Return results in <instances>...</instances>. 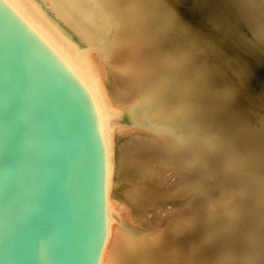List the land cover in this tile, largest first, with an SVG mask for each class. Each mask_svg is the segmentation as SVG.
<instances>
[{"label": "bare ground", "instance_id": "6f19581e", "mask_svg": "<svg viewBox=\"0 0 264 264\" xmlns=\"http://www.w3.org/2000/svg\"><path fill=\"white\" fill-rule=\"evenodd\" d=\"M26 1L64 41L94 84L110 126L112 142L113 133L116 129L115 131L118 132L123 131L136 134L138 139L135 141H137L136 144H139L138 146L144 147V143L149 146V148L153 146V150L148 152V154L135 157V161L132 162L133 167L131 168L142 176L141 174L150 169L149 167L152 165L153 160L156 159L158 162L162 161V159L160 160L162 157H157L154 151L157 149L154 148L159 145L161 149H163V145H166L167 156L169 159L171 158V168L174 170L183 169L181 167L183 166L181 164L183 162L184 169L189 172L191 178L190 184L182 189H177L178 191L176 190V192L163 189L160 191L157 199L147 196V198H145L146 203L142 209L148 212L156 208L158 203L165 204L166 202H173V199L176 200L174 203L178 204L179 200L182 201L184 199V194H188L192 189L196 191L197 202L190 210L192 215L184 221L180 227L181 219L178 217H176L177 219L175 217H164L159 220H156L157 218L154 217L143 218L140 216L141 218H136L133 215L134 213L126 208L125 204L119 201L114 204V201H111L110 193L112 191V186L114 188L113 192L116 191L115 193H117V196L116 194L113 195L114 199L118 198L119 193L124 192L121 186L123 184V175L125 174L123 168L124 166L126 167L127 162L125 156L128 150H125V147L124 149H120L121 153L118 156L119 162L118 165L115 166V171H113V154L108 192L109 228L99 264H202V259L203 257L205 258V256H207V259H204L207 261V264H218L219 262L225 264L224 261L226 260L221 256V260L216 259L215 261H211V258L209 260V257L213 254L210 246L211 244L209 245L211 249L209 247V249L205 248L207 249L206 252L204 251L203 244L209 242L208 240L211 237L207 238V231L211 229L209 230V226L206 222L207 225L205 223L203 224L202 218L201 221L204 226L199 223L196 225V223L202 216L206 218L207 221L209 220L210 223V221L216 220L214 218L219 220V216L221 217L220 214H222L223 211L224 213L229 212L228 215L231 214L230 212H240L241 207L239 208V205L242 206L241 204H244L245 201L247 202V200H244L245 196H242L244 195L242 194L243 192L249 194L251 197L250 200L254 202H252V204H255L254 206L258 208V210L256 209L258 211V216L255 218L254 215L256 214H254V212H249V215H254L252 217L248 215V217H250L251 220L252 218L255 219L254 222L251 221V224L254 225V230L252 229L253 232L251 230V233L254 234V238L249 234L253 238L249 239L250 237L248 233H246L248 237H246L245 242L243 240V243L239 242V245L237 244V246L240 247L238 251L240 255L238 256L235 253L237 255L236 258L244 259L241 263L238 261L240 264H264V168H260L261 173L259 172L260 169L257 170L263 163L260 162L261 165L259 164L258 167V164L253 161L257 167L256 169L255 167L253 168L250 162L251 160H248V158L252 156L250 150L248 151L238 144L233 134L225 129V122L220 119L221 116L217 114L214 106L210 105L211 103H215L213 99H211L212 97L215 98V100L218 99L217 101H224L227 95H231L229 94L231 92L230 87L221 95L216 88L217 95L213 92L214 95H210L211 98L208 97V102L210 104L206 99H201L200 94L196 92L203 87V84L200 85V87L196 86L197 80L200 79L202 81L201 77L206 74L203 75V73L202 76H198L196 69H194L196 64L201 68L204 64L200 62L204 60L201 61L200 58L195 57L196 54L194 56L192 55L191 49L193 48H190V40L194 41V38L192 37L193 32L190 31V28L192 30V27L196 26L192 24L200 22H198L196 20L197 18L194 16L191 17L197 22L191 20V18V21L187 19L188 21L185 22L188 13L186 14L187 11H184L185 6L188 7L189 5L195 7L197 4H204L206 7V5L209 4L212 7L213 4L211 5V3L213 1L219 6L221 5V8L225 9L226 12L222 9L223 14L221 13L223 15V19L221 18L222 20L220 21L222 23L221 28L217 24L218 22L216 23L220 30L222 29L223 31L224 28L222 27L228 25L229 28V25L232 24L234 27H232L234 30L232 33H235L233 35L238 36L240 34L238 32H241V34L245 32V37L242 35L239 36H242L244 39L247 37L245 39L247 44L244 39H239L241 41V43H239L241 45L240 48L242 45L246 47H242V51L238 49L239 47L235 48L238 43L236 41V44L233 41L236 44L233 50H240H236L235 53L237 52L239 56H243V60L240 57L242 64L237 61V64L234 63V68L230 71H233L235 75L236 70L241 71V75L242 72H244L245 77H248L249 73L247 70L249 68L247 69V66H244L243 61L245 60L247 63L256 64V67H258L257 69L264 70V0ZM214 6L213 8L215 9ZM211 7H207L208 10H211ZM198 8H200V6H198ZM228 9L233 10L230 13ZM203 12H201V14ZM205 12L207 13V11ZM216 12L217 11H215L214 15L212 14L213 17ZM182 17H184V19ZM213 17L211 16V18ZM216 17L218 19V16ZM204 18L207 20L208 17L206 16ZM201 26L200 23V27ZM199 29L202 31L204 28ZM214 29L217 30L218 28L216 29L215 26L207 25L205 32L211 33ZM225 31L227 32V30ZM222 33L223 32H221V35H224ZM227 33L225 34L226 36H228ZM229 33L230 36L228 37H231V32L229 31ZM234 38L236 39L234 36L232 39H227L233 40ZM225 40L226 39H224V41ZM236 40H238V38ZM233 42L230 43V45L233 44ZM223 49L226 50V48ZM240 53L242 55H240ZM223 54H225V52ZM192 56L194 59H191ZM256 56L258 58H256ZM182 59L183 61L188 59L187 62H191V65L182 68L180 64ZM248 59H250V62ZM226 60L230 69V61L232 62V60L227 54L223 58H220V65L222 64L221 66H223V62ZM214 62L216 63L217 61ZM215 65L213 66V71L216 70L215 68L220 67H215ZM112 69L119 74L124 73L125 77L133 84V90L131 91L132 97L129 100L132 101L131 103L128 102V105L121 107L114 106L107 95L104 87L103 76L105 74L103 71H113ZM199 70V72H203L202 69ZM227 70L225 68L224 73ZM219 71H221L220 68ZM215 72L216 71H214V73ZM195 73L197 76H195ZM241 84V86H243V83ZM204 85V87H206V83H204ZM236 86L239 87L238 85ZM125 88L126 87H121L123 91ZM197 88L199 89L197 90ZM238 90L240 92L241 89L238 88ZM255 120L257 119L255 118ZM262 130L264 132V127H262ZM259 142L261 141L259 140ZM249 143L251 144V142ZM246 145L247 144H245V146ZM257 148L254 147V149ZM134 150L136 149L133 148L130 151L132 152ZM123 154L126 155L123 156ZM160 164L161 163H159V165ZM113 172L114 175H116V181L113 180L114 183L112 182ZM176 195H178V198L175 199ZM246 197L248 196L246 195ZM250 197H248V199ZM153 202L155 206L151 205ZM201 202H204V204ZM250 202L251 201L248 203L251 204ZM217 203L220 204V207H222L221 204H223L224 209L217 207ZM248 206H245L247 208L246 210H248ZM236 207L239 208L238 211L235 210ZM253 208L251 207L250 210ZM233 209L234 211H232ZM225 216L227 217L226 213ZM244 216L242 215L241 217V225H244L243 220L247 217ZM228 217L225 218L222 216L219 221L212 223V226L214 224L215 229L226 226V224H229L230 219L233 218ZM237 217L240 218L239 213L238 216L236 215V218ZM236 218L234 221H236ZM248 220L250 221V219ZM178 227L182 228L185 232V235L180 236V241L176 240V236L175 239L173 238ZM232 227L233 226H231V228ZM249 227L251 226H248V228ZM206 229H208L205 231L206 237L202 238L199 232L201 233ZM250 229L248 231H250ZM246 231L247 230H245V232ZM242 232H244V230H242ZM242 232H238L240 236H242ZM211 233L213 234L212 231ZM219 233L222 234V232ZM228 234L230 235V232ZM228 234H226V236H228ZM189 235H194L196 237V241H194V246H192V248L187 241ZM209 235L211 236L210 233ZM220 237L217 238L220 239ZM243 237L245 238V236ZM217 238H214L215 242L218 240ZM241 238H239V240ZM210 240H212V238ZM239 240L237 239V241ZM240 244H242V246H240ZM234 246L236 247V245ZM230 247L231 246L228 244L225 246L224 252L226 253H223L224 256H227V253L229 254L231 251ZM187 248H190L191 251ZM186 252H190V254L188 253L187 255ZM216 254H218V252ZM259 257L260 262H256ZM216 258L220 259L219 256Z\"/></svg>", "mask_w": 264, "mask_h": 264}, {"label": "water", "instance_id": "95a60500", "mask_svg": "<svg viewBox=\"0 0 264 264\" xmlns=\"http://www.w3.org/2000/svg\"><path fill=\"white\" fill-rule=\"evenodd\" d=\"M112 155L75 55L26 0H0V264H99Z\"/></svg>", "mask_w": 264, "mask_h": 264}, {"label": "rangeland", "instance_id": "374dc122", "mask_svg": "<svg viewBox=\"0 0 264 264\" xmlns=\"http://www.w3.org/2000/svg\"><path fill=\"white\" fill-rule=\"evenodd\" d=\"M212 4H213V6L215 4V6H214L215 9L213 8V6L211 7L209 4L206 5V7H205L204 4H201V5L200 4H197L195 7H192L191 5H189L188 7H190V8H188L187 6H185V8H184V11H187L186 14L188 13L186 15L187 18L185 19V22L188 21V20H190V18H191V20L195 21L194 18L192 19V17L194 16L195 18H197L196 20L198 22H200L201 25L203 26V27L202 26L200 27V23H197L199 26L197 24H192L193 26H195V25L196 26L195 27H192L193 28L192 30L190 28V31L193 32L192 33V35H193L192 37L194 38V41L190 40V48H193V49H191L192 50V55L194 56L196 54L195 57L200 58L201 61L204 60L203 62H200V63L204 64L201 68L199 67V65L196 64L195 67H194V69H196V72L198 73V76H202L203 73H204L203 75L206 74L205 75L206 77L205 76H202L201 77L202 78V81L200 79L197 80L196 86L197 87L198 86L200 87V85L203 84V87L201 86L202 88H200V89L197 88V90L198 89L199 90L196 91V92H198L200 94L201 99H206V101L208 102L209 101L208 97L211 98L210 95H214V93H215V95H217V91L220 92V95H221V94H223L227 90L228 87H230V91L231 92L229 94H231V95H227V97H226V99H224V101L223 100L217 101L218 99L215 100V98L212 97L211 99H213V101L215 103L214 104L213 103L210 104L209 102L208 103L210 105L214 106V109L217 112V114H219V116H221L220 119H222L223 122H225V125H224L225 129L228 130V132H230L231 134H233V137L238 141V144H240L241 147L246 148L248 151L250 150V154L252 156H250L248 158V160H251L250 162H251L253 168L255 167V169H256L257 167H256V165L254 163H257L258 164V167H259V164L260 165H261V163L264 164V149H263L264 148V132L262 130V127H264V125H263V123H264V112H263L264 111V70L257 69L258 67H256V64L254 65V64H251V63H247L246 60H245V61H243L244 62V66L245 67L247 66V69L249 68L247 70V72L249 73L248 77H245L244 72H242V75L244 74L243 77H242V75L240 73L241 71H237L236 70V75L237 76L233 73V71H230L231 69L234 68V63L237 64L236 63L237 61H238V63L241 62L240 61V57L241 56H239V53H237V52L235 53V51L238 50V49L241 50V48L243 47V45H242V47L240 48L241 45L239 43H241V41H240L241 39H244L243 37L246 36V33L244 31L243 32L245 34L244 33L241 34V32H238V33H240L239 35H242L243 37L242 36H239V35L238 36L237 35H233L235 33L234 32L232 33V31H234L233 30L234 27H233L232 24H231L232 26L229 25V28H228V25H226L225 27L227 29L225 27H222V28H224L223 31H222V29L220 30V28L222 26V23L220 21L223 19L222 18L223 17L222 14H223V11H225V9L221 8V5L219 6L214 1L211 3V5ZM198 6H200V8H198ZM207 7L208 8L211 7L212 8L211 10H213V9L214 10L211 11L209 9L210 10L209 11ZM205 8H207V9H205ZM190 9H195V10H190ZM222 9H223V11H222ZM203 10H204V12H203ZM232 10L233 9H230L229 10L230 13L232 12ZM191 11L194 12V13H196L197 15L194 14V13H192ZM205 11H207V13ZM215 11H217L216 12L217 15L215 14V16L213 17ZM219 11H221V12H219ZM201 12H203V13L201 14ZM237 14H238V12H237ZM189 15H190V17H189ZM209 15H211L214 19L211 18V16H209ZM206 16L208 17L207 18L208 22H207L206 18H204ZM216 16H218V19H217ZM182 18L184 19V17H182ZM204 20H205V23H204ZM209 20H210V23H209ZM197 21H195V22H197ZM216 23L219 25L220 28L218 27V25ZM210 24H212V25H210ZM207 25L213 26V27L215 26V28L216 29L218 28V29L217 30L214 29L215 31L212 30L213 32L211 31V33H207V32H205L206 31L205 29L207 28ZM196 28H198V29H196ZM199 28H204V29L201 31V29H199ZM225 30H227L228 33ZM229 31L231 32V37H228V36H230ZM217 32H219V33H217ZM221 32H223L222 34H224V35H221ZM226 33H227L228 36L225 35ZM220 36H221V38H220ZM233 36L236 37V39L238 38V40H236L235 38H234L235 40L234 39L231 40ZM224 37H226V38H224ZM227 38H231V39H227ZM196 39H198V40H196ZM224 39L227 40V41L225 40L226 43H227V45H228V41H229V45H228L229 47L226 45ZM245 39H244V41H245ZM233 41L235 43L237 41L238 44L236 43L237 44L236 47H235L236 44ZM232 42H233V44L230 45V43H232ZM245 43H246V41H245ZM195 47H198V48H195ZM234 47L235 48H238L239 47V48L233 50ZM223 48H226V50L223 49ZM227 48H228V50H227ZM243 48H246V47H243ZM220 50H221V52H220ZM240 50H238V51H240ZM224 52H225V54H223ZM226 54L228 56H230L231 57V60H232V62L230 61V63H231L230 64V69L228 67L227 60L225 62H223V66H221L222 64L220 65V58H223ZM235 54H237V55H235ZM240 55H242V54L240 53ZM193 56H192L191 59H194ZM238 57H239V60H238ZM215 58H216V60H215ZM256 58H258V57L256 56ZM205 59H206V61H205ZM218 59H219V63H218ZM242 60H243V58H242ZM248 60L250 62V59H248ZM187 61H188V59H186L184 61L182 59L180 61L181 62L180 64L182 65V68H184V67H186L188 65H191L190 64L191 62L189 63ZM210 61H212V62H210ZM214 61H217V62L215 63ZM208 62H209V64H208ZM245 62H246L247 65L245 64ZM241 64H242V62H241ZM248 64H249V66H248ZM214 65H215V67L216 66H220L219 68L221 69V71H219V68L217 67V68H215L216 70H214V71H216V72L214 73V71H213V68H214L213 66ZM224 66H225L226 70L228 69L225 73H224V71H225ZM199 69H202L203 72H199L200 71ZM222 69H223V71H222ZM210 70H212V71H210ZM113 71H110V70H106V71L104 70L103 71V73L106 75V76L105 75L103 76V79H104V87H105V90L107 92V95H108V97H109L112 105H114V106H118V107L120 106L121 107V106H124V105H128L132 101V100L131 101H129V100L132 97V92L131 91L133 90L132 89L133 84H131V81L128 80L125 77L124 73L123 74L122 73L119 74L118 72H116V71L113 72ZM195 76H197L196 73H195ZM236 77H238V78H236ZM204 83H206V87H204L205 86ZM241 83H243V86H244L245 89L243 88V86H241L242 85ZM248 83H250V84H248ZM244 84H246V85H244ZM236 85H238L239 87H237ZM121 87H123V88L126 87V88L123 91L121 89ZM216 88H217V91H216ZM238 88L241 89L240 92H239ZM252 114H253V116H252ZM249 117H250V119H249ZM255 118L257 120H255ZM227 121H228V123H227ZM251 124H252V126H251ZM243 129H245V130H243ZM249 129H251V130H249ZM115 130H114V133H113L114 136H113V142H112V144H113V152H114L113 153L114 154V156H113V169L114 170L113 171H115V166L118 165V162H119V157L118 156L121 153L120 152V149H124V147H125V150H128V152H126L127 155L126 154H123V156L126 155L125 158L127 160L126 167L124 166V168H123V172L125 174L123 175V179H122V183L123 184L121 186L122 187V190L124 192L119 193L118 194L119 196H118V198H116L117 199L116 200V199H114L113 195L116 194V196H117V193H115L116 191L113 192L114 191V188L112 186V189H111L112 191L110 193L111 201L112 202L114 201V204L117 203V201L122 202L123 204H125L126 208L129 211H132V213H134L133 214L134 217H136V218L137 217H139V218H141V217H143V218H145V217H147V218L148 217L149 218L154 217V218H157L156 220H159V219H162L164 217H167V218H172V217H175L176 218V217H178L179 219H181V223L179 225V227H180L181 224L184 221H186L192 215V213H191L190 210L193 207V205H195L196 202H197V200H196L197 199V196L195 194L196 193L195 190L192 189V191H190L188 194H184L185 195L184 199L182 201L179 200L178 201V204H175L174 203V201H176L174 199H173V202L170 201L169 203L166 202L165 204L164 203H158L156 205L157 206L156 208H153L151 211H148L147 210L149 213L146 212V210H143L142 208H143V206L146 203V199L145 198H147V196H149L150 198L152 197V198H156L157 199V197L159 196L160 191L163 190V189H167L169 191L176 192L177 189H182L186 185L190 184V182H191L190 174H189V172L187 170L184 169L183 162L181 163L183 165V166H181L183 169H179V170L172 169L171 168V165H170V159L171 158L169 159L168 156H167V148H166V145H163V149H161V147L159 145H157L156 148H154V149H157V150H154V151L156 152L157 157H162V158H160V160L162 159V161H164V162H162V161H159L158 162V160H156V159L153 160L152 161V165H150V167H149L150 169L147 170L145 173L141 174L142 176H140L134 169L131 168V167H133V163L132 162L135 161V157L144 156V155L148 154V152L152 151L153 150L152 149L153 146H151L149 148V146H147L145 143H144V147L143 146L142 147L141 146H138L139 144H136L137 141H135L136 139H138V137L136 136V134L130 133V132H123V131L122 132H118V131H115ZM234 132H236V133L239 132V133L236 134ZM240 132H241V134H240ZM249 133H250V135H249ZM259 133H260V135H259ZM244 134L246 135V137H245ZM248 136H249V139H248ZM239 138H241V139H239ZM259 140L261 142H259ZM249 142H251V144ZM129 144H131V145H129ZM245 144H247V145L245 146ZM254 147H256V148L258 147V148L257 149H254ZM133 148H135L136 150H134V151L131 152L130 150L133 149ZM130 152H131V154H130ZM125 158H124V160H125ZM250 158H252V159H250ZM253 161H254V163H253ZM155 163L158 164V165H156ZM159 163H161V164L159 165ZM263 164L259 168H257V170L260 169L261 167L264 168ZM261 169L259 170V172L261 171ZM113 180L116 181V175H114V172H113V176H112V182L114 183ZM242 194H244V195H242L243 197L245 196L244 197L245 198L244 200H247V202L245 201L244 204L246 203L247 205L246 204L245 205L244 204H241L242 206L239 205V208L241 207V209L244 207L242 210L240 209V212H235L234 209L232 210L234 212H230L231 214H229V215H228L229 212H225L227 214V217L229 216L228 218H231V217H233V218L230 219V222H229L230 225L229 224H226V226H223L222 227L224 229H222V228L215 229L214 224L212 226V223H215L216 221H219L222 216L225 217V218H227L225 216L224 211L222 212V214H220L221 215V217L219 216L220 219L218 220L217 218H214L216 220L210 221L211 224L209 223V220L207 221V219L204 218L203 216L200 217L199 220H198V222L196 223V225L198 223L200 225H203L206 222L208 224V226H209V230L211 229L210 231H207L208 229H206V230H203L201 233L199 232V234L201 235L202 238H205L206 237V232L205 231H207L208 235H209V233L211 234V236L210 235L209 236L207 235V238L211 237L212 240H210L211 238H209V240L207 239L209 242L208 243H204L206 246L203 244V248H204V251L205 252H206L207 249L210 248L209 245L211 244L210 246H211L212 249L211 248L210 249L213 251V254H212L213 256L211 255V257H209V260L211 258V261H215L216 259L217 260H221L222 259L221 257H223V259L226 260V261H224L225 264H232V262H233V264H240L241 261H244L243 258H240V259L238 257L236 258L237 255L238 256L240 255V254H238V251H239L240 247L237 246V244L239 242L241 243L243 240L245 242L246 237H248L246 233H248V235L251 234L253 236V238H254V234L251 233V230L252 229L254 230V225H252L251 223L254 222L255 219L252 218V220H251L250 217H252L254 214H256V215H254L255 218H256V216H258L257 215L258 214V211H257L258 208L256 206H254L255 204H252L253 201L250 200L251 197L249 196V194L247 192H243ZM246 195L248 197H250V198L248 199V197H246ZM176 198H178V195H176L175 199ZM249 201H251L250 203L254 206V208H253V206L251 204L248 203ZM201 203L204 204V202H201ZM217 204L219 206L218 205H216V206L217 207H220V204L219 203H217ZM248 204L253 209L250 210L251 207H249ZM151 205L152 206H155V203L153 202ZM221 205H222V207H220V208H223V204H221ZM235 205H234V208H235ZM245 206L246 207L248 206V210H246L247 208ZM237 208L238 207H236V209H235L236 211L239 210V208L238 209ZM241 212L242 213H247V214H242ZM249 212L250 213H253L254 212V214L251 216V215H249L250 214ZM238 213H239V217L240 218H238V217L236 218V215L238 216ZM242 215L243 216L246 215L247 217H248V215L250 216L248 218L246 216H244V217L247 218V219L245 218L246 219V226H245V219H244V217H243V219H244L243 220L244 221L243 222L244 225H241L242 224V219H241ZM201 218L203 220V224H202ZM235 218H236V221H234ZM248 219H250V221ZM238 220H241V221H238ZM232 221H234L235 224ZM247 222H250V223H247ZM231 226L237 227V228H233V227L231 228ZM241 226H243V227L245 226V227L243 228ZM248 226H251V227L248 228ZM179 227L176 229L175 234L173 235V238L175 239V236H176V240H179L180 241V239H181L180 236L185 235V232L183 231L182 228H179ZM211 227H213V228H211ZM220 229H222V230H220ZM228 229L231 230V231H229ZM237 229L240 230L241 232H242V230H244V232H242L243 234H241L242 236H240L239 233H241V232L238 231ZM249 229H250V231H248ZM227 230H228V232H227ZM245 230H247V231L245 232ZM253 230H252V232H253ZM211 231L213 232V234L211 233ZM218 231L219 232H222V234L219 233ZM229 232H230V235H232V236H230L228 234ZM217 233H218V235L221 234L220 236H222V237L218 236ZM226 234H228V236H226ZM223 235H224V237H223ZM251 235H249V237H250L249 239L252 238ZM190 236L191 235H189V237L187 238L188 239L187 241H188L189 245L192 248V246H194V241H196V237L194 235H192L191 237ZM212 236L213 237L215 236L214 238H217V237L219 238L220 237V239L217 238L218 240L215 242L214 241L215 239ZM243 236H245V238ZM236 238L238 240H239V238H241V239L239 241H237ZM227 244L229 246H231L230 247L231 248V251L229 252V254L227 253V256H224L223 253H226V252H224V249H225V246ZM234 245H236V247ZM240 246H242V244H240ZM205 248H207V249H205ZM187 249L190 250V248H187ZM217 252H218V254H216ZM188 253L190 254V252H188ZM188 253H187V255H188ZM216 255L219 256L220 259L216 258L217 257ZM260 257H259V259L256 260V262H260ZM187 259H188V257H187ZM204 259L206 260L207 259V256H205V258L203 257V259H202L203 260V263L202 264H207V261H205ZM234 260H235V262H234ZM218 264H223V263L219 262Z\"/></svg>", "mask_w": 264, "mask_h": 264}]
</instances>
